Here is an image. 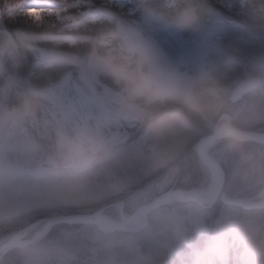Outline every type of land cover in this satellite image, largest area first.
<instances>
[{"label": "rangeland", "instance_id": "obj_1", "mask_svg": "<svg viewBox=\"0 0 264 264\" xmlns=\"http://www.w3.org/2000/svg\"><path fill=\"white\" fill-rule=\"evenodd\" d=\"M207 3L210 17L202 33L150 28L148 35L181 71L192 73L201 64L214 68L229 94L233 82L264 72V33L237 25L244 19L239 0ZM133 9L134 0H0V47L18 45L21 38L55 24L53 31L67 38L56 51L72 61L89 48L84 41L73 46L72 38L94 36L111 27L107 14L113 12L130 24H142ZM72 21L78 24L64 27ZM51 48L41 43L28 53L18 49L15 67L5 58L19 83L0 103L11 106L15 91L29 85L43 90L47 100L39 121L24 136L0 139V244L16 233L17 238L30 239L42 230L45 220L20 230L40 218L89 213L118 200L128 216L167 189L210 188L215 174L209 175L196 153L198 134L193 126L180 137L152 138L139 122L120 111L110 80L71 63L47 67ZM243 103L246 99L235 107ZM245 110L246 122H251L252 114ZM53 118L69 125L99 122L106 126L110 156L82 183L56 182L47 174L53 138L44 122ZM257 120L264 124V115ZM217 145L215 149L221 144ZM253 151L262 161L264 148L259 146L245 145L243 152H232L249 157ZM224 160L222 156V163L228 165L227 178L238 175V169L233 172L230 167L237 159ZM255 186L247 180L242 188L223 191L229 196L252 194L258 191ZM118 212L119 205H113L100 217L115 221ZM0 264H264V209L243 211L224 205L220 198L203 206L172 200L152 209L135 232L105 233L89 223L58 222L38 242L0 254Z\"/></svg>", "mask_w": 264, "mask_h": 264}, {"label": "clouds", "instance_id": "obj_2", "mask_svg": "<svg viewBox=\"0 0 264 264\" xmlns=\"http://www.w3.org/2000/svg\"><path fill=\"white\" fill-rule=\"evenodd\" d=\"M239 2L244 19L237 25L264 33V0ZM133 13L139 14L142 24H130L113 12L107 14L111 27L94 36L72 38L73 46L80 41L89 45L82 57L72 61L56 51L67 38L53 31L55 24L21 38L18 45L0 47V99L12 94L19 83L5 58L18 66V49L28 53L47 43L52 45L47 67L71 63L79 70L110 80L120 111L139 122L152 138L180 137L197 123L211 122L216 140L234 152H243L251 135L234 113L223 79L205 64L192 73L181 71L148 35L150 28L173 34L202 33L210 17L207 0H134ZM241 91L249 97L245 111L256 118L264 115V77H249ZM46 100L43 90L29 85L15 91L11 106L0 103V139L24 136L39 121ZM105 127L99 122L69 125L57 118L45 121L44 128L53 138L46 160L48 176L69 185L85 181L110 156Z\"/></svg>", "mask_w": 264, "mask_h": 264}, {"label": "water", "instance_id": "obj_3", "mask_svg": "<svg viewBox=\"0 0 264 264\" xmlns=\"http://www.w3.org/2000/svg\"><path fill=\"white\" fill-rule=\"evenodd\" d=\"M77 24H78L77 21H72L71 23L66 24L64 27L68 28L75 26ZM246 80L247 79L239 82L234 86V88L230 93L231 101H235L241 98L243 94L241 89ZM249 133L251 135L250 140L264 144V138L261 135L253 132H249ZM212 139H214V137L211 133L200 137L196 143L197 154L199 158L206 165H213L215 167V179L213 183L214 184L213 190L208 197H202L197 193V191L192 189L170 188L156 195L155 197L150 199L148 202H146L144 205H142L140 208H138L136 211H134L128 216L123 214L122 201L118 200L105 204L89 213H70L66 215H52V216L40 218L37 221H34L33 223L29 224L28 226L20 230L23 231L26 228H29L35 225L36 223L45 220V224L40 232H38L36 235L32 236L30 239L27 240H23L15 237L17 235L16 233L8 240L0 244V254L11 248L25 247L38 242L49 231V229L58 222H70V223L73 222L80 224L89 223L94 225L99 231L105 233L112 231H126V232L139 231L144 226L147 219V214L152 209L172 200L190 201L203 206V205H210L214 203L217 200V198H220V201L224 205L237 207L243 211L263 210L264 189L260 190L254 196H236V197L229 196L222 190L223 179H224L223 169L220 167L216 159L212 157L207 151V145ZM113 205H119L117 220L108 221L100 217V212ZM139 210L141 212V215L137 217L136 212Z\"/></svg>", "mask_w": 264, "mask_h": 264}, {"label": "flooded vegetation", "instance_id": "obj_4", "mask_svg": "<svg viewBox=\"0 0 264 264\" xmlns=\"http://www.w3.org/2000/svg\"><path fill=\"white\" fill-rule=\"evenodd\" d=\"M260 77H264V72L260 75ZM248 78L249 77H242V79L235 81L231 84V86L229 87L230 88L229 98H230V93H231L232 89L234 88V86L236 84H238L239 82H241L245 79H248ZM243 99L244 100L246 99L247 103H243L242 107H239V108L235 107V105L237 103L241 102ZM230 103H231V107L234 110V113L237 114V118H238L239 122L242 124V126H244L247 129V131L259 134L264 138V124H261L260 120H257V118L252 114V118L255 120L252 119L251 122H246L244 110H245V106L249 103V97L243 93L240 99L235 100V101L230 100ZM193 129L195 130L196 134H198L197 141L200 137L212 133L211 122H209L208 125H204L202 122L197 123V124L193 125ZM197 141H196V143H197ZM217 144L218 145L221 144V145L215 149L214 146ZM246 145L259 146V147H261L262 150L264 148V144H261V143H258V142L252 141V140H249V142ZM207 151L212 157H214L216 159V161L218 162L220 167L223 169L224 179H223L222 190L224 188H228V187H231V188H240L241 187L242 188V186L244 185V183L247 180H249V184L251 183V185H253V184L257 185L254 188L258 189V191L254 192L252 194H244V195H239V196H254L260 190L264 189V158L261 161L257 157V155L255 154V151L251 152V155L249 157H246L244 154L242 155L240 153H238V155H237V153H233L232 150L229 149L223 142H220V141L216 140L215 138L212 139L208 143ZM262 152L260 153L261 159H262V156H261ZM196 153H197V146H196ZM222 156L225 159L224 161H226L227 163L233 162L234 159L235 160L237 159V162L234 163V165H232L230 167H232L233 172L236 169H238V172H239L238 175H235L234 177L228 176V178H227L226 166H228V165H225L224 163H222V161H221ZM231 160H233V161H231ZM254 161H255V163H254ZM206 168H207L209 175H212V178H213V175L215 174V167L213 165H206ZM253 169H254V171H253ZM248 187L250 188L251 186L249 185ZM234 197H236V196H234Z\"/></svg>", "mask_w": 264, "mask_h": 264}, {"label": "bare ground", "instance_id": "obj_5", "mask_svg": "<svg viewBox=\"0 0 264 264\" xmlns=\"http://www.w3.org/2000/svg\"><path fill=\"white\" fill-rule=\"evenodd\" d=\"M213 185L214 184L212 183V185L210 186V188L208 190H206V191H200V192H197V193L200 196H202V197H208L210 195V193L212 192V190H213ZM140 215H141V212L139 210V211L136 212V216L139 217Z\"/></svg>", "mask_w": 264, "mask_h": 264}, {"label": "trees", "instance_id": "obj_6", "mask_svg": "<svg viewBox=\"0 0 264 264\" xmlns=\"http://www.w3.org/2000/svg\"><path fill=\"white\" fill-rule=\"evenodd\" d=\"M56 76H57V74H56ZM16 250V249H15ZM14 251V250H13Z\"/></svg>", "mask_w": 264, "mask_h": 264}]
</instances>
